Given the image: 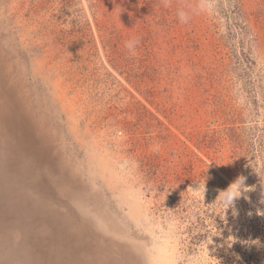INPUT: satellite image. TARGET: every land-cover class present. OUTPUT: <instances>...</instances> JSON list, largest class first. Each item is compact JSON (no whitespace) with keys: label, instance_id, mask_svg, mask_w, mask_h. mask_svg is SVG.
I'll return each mask as SVG.
<instances>
[{"label":"rangeland","instance_id":"374dc122","mask_svg":"<svg viewBox=\"0 0 264 264\" xmlns=\"http://www.w3.org/2000/svg\"><path fill=\"white\" fill-rule=\"evenodd\" d=\"M5 98L0 264H264V0H0Z\"/></svg>","mask_w":264,"mask_h":264},{"label":"bare ground","instance_id":"6f19581e","mask_svg":"<svg viewBox=\"0 0 264 264\" xmlns=\"http://www.w3.org/2000/svg\"><path fill=\"white\" fill-rule=\"evenodd\" d=\"M1 102H2V104H0V162H7V160H9V158H13L15 156L14 153L16 152V146H14V142L15 141L16 142L21 141L19 143V145H22L21 147H24V149L20 150L19 152H21L20 156L23 157L22 158L23 161L22 160H21V162L18 161V163L20 162L19 164H15L14 166H12L11 172L14 174H17L20 172L22 175L24 172H26L25 174H27V175L28 174L29 175L35 174L37 176L39 170L36 169V166H35V170H33V171H31V169L29 168V166H31V164L34 163L32 158L30 157L31 155L30 156L28 155V154H32V151H33L32 148L28 145V143L31 144V140L26 139L23 136V134L20 132L16 133L15 124L17 122L16 121L17 119L15 116H13L10 113V110L7 108V104H10V99L6 100V98H5L4 102L3 101H1ZM11 129L13 131H11ZM17 148H19V147H17ZM24 158H25V161H24ZM5 164H7V163H5ZM42 183H43V181H42ZM4 196H6V197L10 196L9 198H11V199L9 200L8 205L5 207V209L3 207V209L0 210L1 212L3 210L8 209V208L14 209L16 207V205H21V203H20L21 201L18 200V198L23 197V195H19V196L17 195L18 197H14L16 195H12L10 193H8V194L5 193ZM16 199H17V201H14ZM2 206H5V205H2ZM9 211L10 210L6 211L7 212L5 215V216H7L6 218H8V216L11 215L10 214L11 211L10 212ZM0 230H2V228H0ZM101 238L104 239V237H102V236H101ZM108 241H110V243L113 244L112 246H116L117 248H119V251H121L122 249L125 250L126 246L124 244L119 243V242H115V240L113 241V240H111V238L108 239ZM16 246H18V244H16V243L13 244L10 251L12 252V251L18 250L19 247H16ZM1 247H4V245ZM80 251H81V249H80ZM4 255H5V259H6L7 256L9 255V249H7L5 251ZM34 257H35V255H34ZM127 257L134 258V256H132V255H129ZM6 264H24V263L20 261V258L17 260H14L13 258H11V260H9V261H8V259H6Z\"/></svg>","mask_w":264,"mask_h":264},{"label":"clouds","instance_id":"9594fccd","mask_svg":"<svg viewBox=\"0 0 264 264\" xmlns=\"http://www.w3.org/2000/svg\"><path fill=\"white\" fill-rule=\"evenodd\" d=\"M164 4H165V7H167L168 0H164ZM176 16L181 23H185V24L188 23L190 19L189 11H187L185 8H178L176 10ZM138 44H139L138 39H129L125 41L124 47L127 49L130 56L136 55V47L138 46ZM156 150H158V148ZM237 182H240V184L237 185V189H236L239 192V196H240L242 191H244V188H245L243 184V177L238 178L233 184H237ZM238 197L234 196L233 200Z\"/></svg>","mask_w":264,"mask_h":264}]
</instances>
